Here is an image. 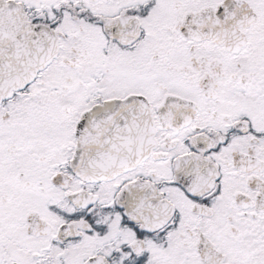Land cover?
Here are the masks:
<instances>
[{
    "label": "snow or ice",
    "instance_id": "1",
    "mask_svg": "<svg viewBox=\"0 0 264 264\" xmlns=\"http://www.w3.org/2000/svg\"><path fill=\"white\" fill-rule=\"evenodd\" d=\"M0 264H264V0H0Z\"/></svg>",
    "mask_w": 264,
    "mask_h": 264
}]
</instances>
